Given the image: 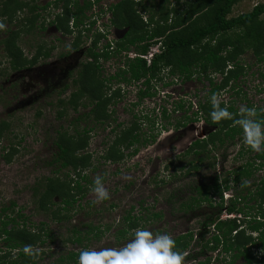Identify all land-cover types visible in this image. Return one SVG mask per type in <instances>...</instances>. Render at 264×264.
Returning a JSON list of instances; mask_svg holds the SVG:
<instances>
[{
  "label": "trees",
  "instance_id": "16d2710c",
  "mask_svg": "<svg viewBox=\"0 0 264 264\" xmlns=\"http://www.w3.org/2000/svg\"><path fill=\"white\" fill-rule=\"evenodd\" d=\"M38 0H0V24L6 23L5 28H0L1 50L8 56L10 69H19L33 64L38 58H46L54 47L53 44L36 42L35 51L28 58L23 55L17 44L22 35L34 37L36 30L44 29L40 10L49 7L57 8L54 17L49 21L54 28L64 34L74 33L71 48L78 47L79 39L84 35V30H89L93 20L88 27H83L85 11L90 9V0H52L38 3ZM171 1V2H170ZM240 0H118L110 3L108 9L111 11L110 22L118 28H125L122 35L113 39L112 46L105 42L98 47V42L103 34L94 33L90 46L83 51L85 60L78 67L75 77L71 78L70 90L65 99H59V103L77 110L79 106H85L89 102L90 107L86 112H78L70 120L75 126L76 122L88 119L94 123L105 124L110 116V110L106 109L107 103L114 97L119 96V82L142 83L143 89H138V97L150 96L148 91L152 80L160 79V73L165 72L170 76L179 77L186 81L193 74L199 73L207 77L209 88L202 101H198L197 108L186 115L185 112L172 125L178 129L189 121H197L202 118L209 128L205 136L193 139L189 145L179 154L177 158L188 157L183 174L196 173L205 169L209 173L203 179H194L187 189V197H179L177 189L171 188L162 193L165 202L183 215L193 213L199 207L213 210V216L204 219L202 227H211L209 237L205 240L200 236L199 230L186 229L180 233L171 235L176 242V249L186 252L185 260H195L192 252L194 246L216 252L222 259L228 258L229 263L241 258L240 264H264V210L258 212L257 219L252 223L242 226L237 217H220L223 210L227 214H233L237 209L235 204L244 198V195L231 194L229 202H223L222 194L230 190L231 184L241 179H248L254 169L264 167V152L251 150L243 143L242 132L234 120L239 116V109L233 107L229 102L226 106L234 114L233 120H221L214 122L209 116L212 110L210 97L213 93L226 87L231 79H236L244 70L240 61V55L248 51L256 62L264 60V2L255 3L249 10L236 15H229L232 6ZM144 11L146 18L138 12ZM41 18V21H38ZM33 40V38H30ZM151 43H158L159 51L153 54L150 63L147 64L140 54H144ZM111 47V48H109ZM125 52V59L115 74L99 77L98 69L101 68L100 60H106L109 56L116 55L120 51ZM135 53L127 57V52ZM264 63V62H263ZM166 69V70H165ZM165 70V71H164ZM218 73L219 81H214L209 74ZM259 76L264 82V66L259 71ZM198 76V75H197ZM114 78L117 82L115 87L106 84ZM66 87V86H65ZM191 107L190 104H188ZM220 106L223 103L220 101ZM178 107V106H177ZM251 107V106H249ZM180 108V107H178ZM261 117H264V95L260 106L256 107ZM61 113L57 112V117ZM8 124L0 121V137ZM73 133L57 130L52 140L54 151L47 159V163L55 165L56 168L50 175L41 177L31 188L32 201L38 210L48 212L52 219L57 221L69 220L72 216L73 204L84 195L87 190L86 184L90 183L87 171L84 170L91 165V154L84 150L88 144L87 132L89 129L74 128ZM136 120L132 119L127 125L119 124L113 136L107 141V145L101 158L106 161L117 162L124 157L123 148H131L126 156L137 152L141 145H145L156 138L154 133H141ZM239 136L242 143L237 150L238 164H233L224 171L219 172L216 167V150L222 144L233 143V139ZM12 150V149H11ZM243 161V155H249ZM11 154V153H9ZM228 153L226 150L220 153L223 158ZM7 155H4L6 158ZM235 159L237 157H234ZM216 160V161H215ZM184 161V160H183ZM171 162V161H170ZM169 162V163H170ZM183 165L180 166V170ZM61 170L65 171L62 176ZM170 178L172 175L169 176ZM81 181H83L81 183ZM244 184V181H241ZM252 184L255 189L250 199H253L258 207L264 204V175L256 179ZM57 197L58 201H53ZM157 202L155 195L152 204ZM176 202V208L174 204ZM55 207L53 208V205ZM9 206L0 208V239L4 242L0 247V263L2 264H36V252L31 246L41 244L43 237L49 235L44 226L28 227L19 212L14 213ZM153 207V205H151ZM131 205L126 212L116 220V229L113 232L115 242L129 238L137 228H141L144 222L161 218L159 210L150 211V208L139 203V210L150 211L149 214L136 215L131 213ZM71 211V213H70ZM9 212V213H8ZM11 214V215H10ZM83 230L76 225H71L69 234L65 241L79 247L78 250L70 249L60 253L51 264H75L84 241L98 239L106 231L110 224L93 225L90 221L80 224ZM254 232L252 237L250 233ZM157 230L155 233H158ZM198 232V233H197ZM50 236V235H49ZM255 239V240H254ZM253 245L255 247H253ZM251 249L258 251L253 253ZM16 250V253H12ZM191 264V263H185ZM193 264H211L210 258L197 260Z\"/></svg>",
  "mask_w": 264,
  "mask_h": 264
},
{
  "label": "rangeland",
  "instance_id": "374dc122",
  "mask_svg": "<svg viewBox=\"0 0 264 264\" xmlns=\"http://www.w3.org/2000/svg\"><path fill=\"white\" fill-rule=\"evenodd\" d=\"M80 1L78 0V2ZM109 1L100 0L95 5L94 11L91 10L85 14L83 23L88 22L87 16L90 15L91 19L95 18L94 25L98 20L101 29L107 30L108 34L120 36L123 29L111 28L110 15L107 12L103 13L104 8L110 4ZM37 2L42 3V0ZM257 2H264V0H240L232 6L229 15L247 11ZM104 5L106 7H103ZM57 11L54 5L46 10H40L41 18L45 16L44 29L36 30L34 37L22 35L17 40L18 46L27 58L34 53L36 42L53 44L54 47L48 57H40L33 64L19 69H10L8 56L0 47V121L4 120L8 124L0 137V208L2 206L10 207L9 202L13 201L12 215L20 211L28 227L36 228L42 223L44 229L49 231L50 236H44L41 244L36 243L31 246V250L36 252V264H51L60 253L63 254V251L78 250L77 246L65 241L64 238L68 236L71 225L80 226L78 228L83 230L84 227L80 224L87 220L93 225L110 224L100 238L83 242L87 249L99 250L123 246L133 235L125 240L114 242L113 232L117 227L116 220L131 205L133 206L131 213L136 215L149 214L153 210L162 212L161 218L144 222L142 228L153 233L158 230L170 235L191 228L194 231L199 230L197 237L200 236L205 240L209 237L212 229L211 227H202V223L204 219L213 216V210L202 206L191 214L183 215L164 201L162 193L168 192L173 187L177 189L179 197L184 199L188 196L187 189L190 188L191 181L199 180L200 177L205 178V174L209 173L202 168L196 173L183 174L184 163L187 162L189 156L182 159L176 157L195 137L200 121H189L178 129L172 128L174 122L181 119L184 112L186 115H191V112L196 110L198 101H202L209 88L207 77L195 73L190 79L182 81L179 77L161 72L160 79L148 83L150 85L148 91L151 95L146 97H138L137 94L138 89L144 88L142 83L121 82L119 96L111 99L106 105V109L110 110V116L105 124L94 123L88 118L76 122L73 126V123L70 122L71 118L78 112H86L90 107L89 102L74 111L68 106L62 107L58 101L65 99L73 89L70 81L75 77L78 67L85 60L82 50L85 45L84 41H87L85 40L88 36L87 32L90 30H84V35L79 39V48L72 49L70 45L74 33H61L53 27V24L49 23ZM139 13L144 19L146 18L144 11ZM41 18H38V21H41ZM94 25L92 29L96 28ZM6 26L7 24L4 23L3 28ZM111 30L115 31L111 32ZM103 41L101 39L99 43ZM123 55L120 52L107 60H100L99 77L109 75L118 63L122 64ZM240 61L244 65L243 72L236 79H231L226 87L219 90L216 97L224 106L231 102L237 109L241 105L260 106L264 95V82L258 73L264 66V60L260 63L256 62L251 53L246 50L240 55ZM209 76L212 80L219 81L218 73H211ZM107 85L113 86L112 81H108ZM176 105L180 108H177ZM57 112L61 113L60 117H57ZM132 119L136 120L141 133L148 134L157 131L156 138L141 145L135 155L126 156L131 148H123L124 157L121 160L117 162L104 161L101 158V152L105 149L107 141L113 136L114 130L112 131V129L117 131L120 123L127 125ZM74 128L77 130L89 129L87 132L88 144L84 150L91 154V165L84 170H89L87 173L90 183L86 184L87 190L84 195L77 198L73 204L71 218L57 221L52 219L48 212L35 207L31 188L41 177L50 175L56 168L55 165L47 163L48 157L54 151L52 140L56 131L64 130L70 134L74 132ZM238 137L236 136L232 140V144L224 143L216 150L214 156L217 161L215 160V164L219 168V172L224 171L223 167L227 169L231 165L239 163L237 160L239 156L236 154L242 141ZM224 150L228 154L223 158L220 153ZM4 155H7L6 158ZM250 156L251 153L243 155L242 161ZM182 165L183 168L180 170ZM57 173L63 176L65 171L61 170ZM170 175H172L171 178ZM262 175H264V167L259 170L254 169L250 178H243L231 184L230 190L227 191L228 195L223 196V202L228 203L229 196L231 194L234 196L235 193L245 197L240 200L241 202L237 201L235 204L237 209H241L239 212L227 214L222 210L221 218L237 217L242 226L248 225L249 222L252 223V219H257V215H259L257 213L264 210V204L258 207L250 197L255 189V185L252 183ZM97 176L101 177L103 185L109 193V198L103 201H97L91 192L93 180ZM241 181H244V184ZM155 195L157 202L152 204ZM53 201H58V198L54 197ZM141 201L143 206L150 208V211L144 212L143 209H138ZM174 207L176 208V202ZM246 232L250 233L252 237L255 235L254 232L247 230ZM3 245L4 242L0 239V247ZM253 247L255 246L253 245ZM15 251L13 250L12 253H16ZM251 251L258 254L255 249H251ZM192 252L195 260L187 259L185 263L193 264L206 257L210 258L211 264H240L242 261L239 258L235 262L229 263L228 258L222 259L221 255H216V252L204 247L201 248L199 244L197 247H193Z\"/></svg>",
  "mask_w": 264,
  "mask_h": 264
},
{
  "label": "clouds",
  "instance_id": "9594fccd",
  "mask_svg": "<svg viewBox=\"0 0 264 264\" xmlns=\"http://www.w3.org/2000/svg\"><path fill=\"white\" fill-rule=\"evenodd\" d=\"M97 1L91 2L98 4ZM0 28H3V24H0ZM210 100L212 110L209 116L212 121L233 120L234 114L228 110L227 106H220L215 93ZM238 111L239 116L234 123L241 129L243 143L253 151L264 152V117L259 115L255 106L241 105ZM202 124L203 121H201ZM91 192L97 201L109 198L108 190L99 176L93 180ZM225 195L228 193L224 192L222 197ZM186 255V252L176 249V242L169 233H153L141 227L137 228L132 238L119 248L82 249L77 257V264H185Z\"/></svg>",
  "mask_w": 264,
  "mask_h": 264
},
{
  "label": "flooded vegetation",
  "instance_id": "af4514ba",
  "mask_svg": "<svg viewBox=\"0 0 264 264\" xmlns=\"http://www.w3.org/2000/svg\"><path fill=\"white\" fill-rule=\"evenodd\" d=\"M100 1V0H99ZM99 1H98V3H99ZM118 1V0H117ZM117 1H115V2H117ZM115 2H113V3H115ZM110 4H108L107 5V7L106 8H104L105 10L103 11V13H105V12H107L109 15H110V17H109V23H110V26H111V28H114V29H116V30H122V33H123V31L125 30V28H118V27H115L114 25H112V23L110 22V19H111V11L108 9V6H109ZM104 7V6H103ZM94 9H95V7H93L92 6V4H91V6H90V9L89 10H86L84 13L85 14H87L89 11H94ZM138 12H142V11H139L138 10ZM87 18L89 19L88 20V22L90 21V20H93V21H95V18H93L92 17V19H91V16L90 15H88L87 16ZM86 23V24H84V23H82V26L84 27V25H85V27H88L89 26V23ZM93 25H94V23L92 24V25H90V32H87V38L85 39V40H87V41H84V46H83V49L85 50L87 47H89L90 46V41H91V38L93 37V35H94V33H97L98 31L97 30H95V29H92V27H93ZM54 27V26H53ZM88 31V30H87ZM115 30H111V32H114ZM85 32V31H84ZM105 32L107 33L108 31L107 30H105ZM122 33H121V35H122ZM86 34V33H85ZM108 34V33H107ZM111 34V33H110ZM120 35V36H121ZM111 36L112 37H116V38H118L119 36L118 35H112L111 34ZM99 43V42H98ZM112 43H113V39H112ZM99 45V44H98ZM103 44L101 43L98 47H101ZM111 46H112V44H111ZM109 48H111V47H109ZM84 50H82V51H84ZM121 53H123L124 55H125V52L122 50V51H120ZM119 52V53H120ZM130 53H133L134 55H135V53L133 52V51H128L126 54H127V57H132V56H134V55H130ZM124 55H123V57L121 58V62H122V64H123V62H124V59H125V57H124ZM85 57V56H84ZM111 57H113V55L112 56H109V58H111ZM109 58H107V59H109ZM106 59V60H107ZM122 64H120V63H118L117 65H116V67L113 69V71L110 73V74H115V72H116V70L118 69V68H120L121 67V65ZM102 77H106V76H103V75H101ZM108 76V75H107ZM110 81H112V83H113V86H111V88L112 87H115L116 86V84H117V82H115V80H114V78H111V80ZM130 82H132V81H129V83ZM136 82V81H135ZM119 84H121L122 85V83L121 82H119ZM118 84V85H119ZM109 87H110V85H108ZM119 88H120V85H119ZM120 90V89H119ZM119 93H120V91H119ZM176 107H177V105H176ZM178 108V107H177ZM177 108H175V109H177ZM197 121H200V124L198 125V127H197V132H196V134H195V137H193L192 138V140L193 139H195V138H201V137H203V136H205V133L207 132V130L209 129L207 126H206V124L204 123V121L202 120V118H200V119H198ZM201 121H203V124L201 125ZM192 122H196V121H192ZM191 140V141H192ZM131 150V149H130ZM135 154H136V152H135ZM135 154H133V155H135ZM228 190H226V191H224V192H227ZM224 192H223V194H224ZM222 194V195H223ZM142 202V201H141ZM114 240V239H113ZM115 242V241H114ZM118 242V241H117ZM77 248H79V247H77ZM82 249H87V247H85V244H83L82 245V247H81ZM81 249V250H82ZM73 264V263H72Z\"/></svg>",
  "mask_w": 264,
  "mask_h": 264
},
{
  "label": "built area",
  "instance_id": "2783aa9c",
  "mask_svg": "<svg viewBox=\"0 0 264 264\" xmlns=\"http://www.w3.org/2000/svg\"><path fill=\"white\" fill-rule=\"evenodd\" d=\"M91 1H93V0H91ZM115 1H117V0H112V1L110 0L109 3L110 2H115ZM103 4H104V2H103ZM95 5L96 4H94V3L92 4L93 7H95ZM105 6L106 5H104V7ZM94 26L97 28V29L95 28V30H97L99 33L103 34V36H101V38L99 39V42L102 39V40H104L103 42H101L102 44H104L105 42H109V44L111 46L112 39H115L116 37H112L111 34H107L105 32V30L101 29V25H100V22L98 20H96V23H95ZM101 43H98V44L100 45ZM158 51H159V45H158V43H155V44L154 43H151L148 46L147 51L144 54H140L139 56L143 57L145 59L146 63L149 64L151 58L153 57V54L154 53H157ZM130 55H134V54L133 53H130Z\"/></svg>",
  "mask_w": 264,
  "mask_h": 264
}]
</instances>
